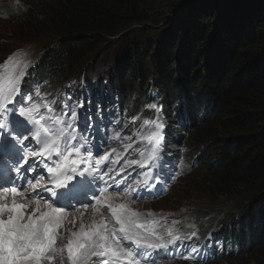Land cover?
<instances>
[{
	"label": "trees",
	"instance_id": "trees-1",
	"mask_svg": "<svg viewBox=\"0 0 264 264\" xmlns=\"http://www.w3.org/2000/svg\"><path fill=\"white\" fill-rule=\"evenodd\" d=\"M24 3L29 8L23 13L29 14L21 15L26 27L20 30L38 36L53 31L59 37L43 60V68L52 78L67 67L72 71L75 60L109 43L106 37L125 31L127 43L116 45L114 51L123 71L119 61L116 68L123 77L143 65L158 74L163 72L160 81L172 79V97L191 94L182 87L213 96L210 117L192 133V139H199L207 149L205 189L232 196L240 214L247 201L243 215L260 225L263 237L260 246H247V252L264 257V0ZM130 26H135L138 36L127 32ZM6 50L7 46H0L2 53ZM217 135L220 137L215 139ZM232 135L240 137L227 139Z\"/></svg>",
	"mask_w": 264,
	"mask_h": 264
},
{
	"label": "snow or ice",
	"instance_id": "snow-or-ice-1",
	"mask_svg": "<svg viewBox=\"0 0 264 264\" xmlns=\"http://www.w3.org/2000/svg\"><path fill=\"white\" fill-rule=\"evenodd\" d=\"M11 60V56L6 58V62ZM19 66L20 61H16L8 71H0V156L9 161V176L0 179V264H52L58 256L63 264L65 249L70 264H91L93 258L96 264H145L153 253L167 252L169 246L197 236L195 231L190 237L182 236L178 230L160 225L156 220L142 222L141 213L125 202L116 203L121 193L109 192L105 177L113 170L109 163L118 162L110 159L117 150L105 152L99 159L92 158L94 149L99 156L101 145L108 137H103L101 143H92L84 135L90 124L85 117L83 127L80 125L77 109L83 108V103L69 97L57 112L51 99H45L34 90H22L23 73L18 75L16 71ZM164 128V122L157 116L141 122L135 136L127 137L132 143L125 145V150L133 148L136 137L143 149L137 146L141 159L127 161L125 158L126 165L141 168L149 165V170L143 173L147 179L133 190V200L141 198V188L148 190L153 198L157 184L164 190L162 166L155 173L151 167L160 158ZM123 139L120 133L112 136L113 141ZM102 167H107L108 172L99 175ZM123 171L125 169L121 168L120 172ZM29 173L36 175L29 177ZM41 174H46L48 179ZM150 181L156 183L149 187ZM101 182L105 185L103 188ZM120 183L113 179L111 186L119 188ZM87 192L92 193L95 203H84L80 199L81 194L87 199ZM123 193L129 194L127 186ZM73 201L80 205L75 207L79 217L84 215L81 207L86 210L91 206L93 216L99 214L100 220L88 227L81 221L79 230L71 232L67 244L58 247L59 230L70 214L67 210L74 207ZM102 210L110 216L106 217ZM113 218L118 227L109 226ZM75 220L76 217L73 226ZM191 251L198 249L193 246Z\"/></svg>",
	"mask_w": 264,
	"mask_h": 264
},
{
	"label": "rangeland",
	"instance_id": "rangeland-1",
	"mask_svg": "<svg viewBox=\"0 0 264 264\" xmlns=\"http://www.w3.org/2000/svg\"><path fill=\"white\" fill-rule=\"evenodd\" d=\"M10 11L11 8L9 7V5L4 4L3 6H0V41H2L3 44H7L10 50L9 52L5 53L6 58L10 56L15 57L17 55V58L27 59L33 53L32 51L37 52L41 46H48V39H54L53 35L49 32H47L45 36L41 37L38 36L39 33H31V30H20V26H23L21 24V15L16 18L10 19L9 23L4 22L7 18L10 17L5 16L8 13L11 14ZM28 14L29 13L23 15ZM28 19L32 20V18L29 17ZM126 30L128 33H132V37L138 36L135 26H130ZM25 33H31V36L25 37ZM116 37L117 36H110L109 39L111 41L109 43L104 46H99V48L94 50V52L89 54L86 58L83 57L79 58L77 61L75 60L76 64L74 65L73 69H75L76 72H78L80 68L84 69L86 75H89V77H93V75L94 77L99 76V80H103L104 78H106L105 74H107L108 72H112V70H116L117 53H114V51H116L115 46L118 44L120 45L121 43H127V40L129 38V36H122L119 39ZM139 40H141V36ZM19 46L20 48H18ZM120 78H123V75H121ZM146 121L147 117L141 116L134 122L137 124H141V122ZM194 151L195 149L192 148L189 152L193 153ZM189 171L193 172L194 170ZM200 178L201 177L198 173L182 177L178 181V183L171 188L169 194H167L164 198H161L154 202H145L140 204V212H156L161 214L169 213V215H171L172 217L173 222L183 220L185 216L189 217L194 213H208L211 209H216L222 213L230 215L231 211L235 208V206L231 203L233 202V200L227 201L220 198L219 196H215L214 194H209L206 197L203 193H207V190H204L203 188L198 186L197 183ZM194 194L196 198H191V196L193 197ZM120 202L129 204L127 200H119L118 203ZM28 211H31V208H29ZM71 232L72 231L63 233L57 240V246H63V241L65 242V244H67L68 239L71 238ZM190 245L192 247L194 246L193 244ZM263 260L264 257L254 256L253 259H248V257L245 260L233 258L232 260L228 261H204L201 264H260V262ZM64 261H67L66 264H70V262L67 260V256L65 257ZM52 264H61V257L58 256L52 262ZM158 264L193 263H190L187 260L183 259H176L174 262H161Z\"/></svg>",
	"mask_w": 264,
	"mask_h": 264
},
{
	"label": "bare ground",
	"instance_id": "bare-ground-1",
	"mask_svg": "<svg viewBox=\"0 0 264 264\" xmlns=\"http://www.w3.org/2000/svg\"><path fill=\"white\" fill-rule=\"evenodd\" d=\"M25 1H27V0H21V3H22V5H23V7L21 6V5H17V4H14V0H0V6H3L4 4H6V5H9V7L11 8V14L10 13H8L7 15H13V14H18V15H23L24 13V8H29V5L28 4H26V3H24ZM26 26H20V28H25ZM17 28V27H16ZM124 32L125 31H121V32H118V34L122 37L123 36V34H124ZM29 34H31V33H29ZM36 35V34H35ZM12 37V36H11ZM106 39H107V41L109 42V37H106ZM18 48H20V46L18 47ZM21 48H23V47H21ZM115 53V52H114ZM119 63V66L121 67V69H122V71H123V67H122V65H120V64H122L120 61L118 62ZM71 69V67H67L66 69H65V73H67L69 70ZM139 69L140 70H136V71H133L134 73H132L129 77H132L135 81H137V83H135V82H133L129 77L128 78H125V77H123V79L122 78H119V79H117V81H116V84H119L120 82H123V86L124 85H131V86H133V87H135V88H138V84L139 83H141V80L139 79V76H141L144 80H146V84L149 86V87H153V86H155L157 89H159L160 88V85H156L155 83H154V81H155V78L153 77V76H151L150 74H149V72L146 70V69H144L142 66L141 67H139ZM119 73V72H118ZM113 74H107V75H105V76H112ZM159 75L160 76H163L164 74H163V72H159ZM159 76V77H160ZM172 80V79H171ZM171 80H163V81H161V83H166V84H164L162 87H163V89H164V92H168V93H171V94H173L174 93V86H173V84H172V82H171ZM149 91H141V90H139V89H136V92L135 93H133V94H136V95H138V96H140V97H144V96H147V95H149ZM180 93V92H179ZM181 93H182V91H181ZM180 93V94H181ZM179 94V95H180ZM189 94L187 93V94H185V95H180V97H177V95H173L174 97H172V95L170 96V97H172L173 99L171 100L170 98H166L168 101V104H167V107L168 108H170L171 106H173V105H175L176 106V108H174V109H179V110H182L184 113L183 114H177V115H175L176 116V118H179V117H191L192 116V114L190 113L191 111H193V110H197L200 106H201V103H199L198 102V105H195V106H190V107H187V106H183V105H181V101H182V99L184 98V97H187ZM191 95V94H190ZM160 100H162V99H160ZM194 100V98H192V99H190V100H187L186 102H185V104L186 105H189V104H191L192 103V101ZM148 104H157V102H153V103H151V102H148ZM165 114H170V113H166L165 112ZM157 116H161V115H157ZM156 116V117H157ZM110 117H113V115L112 114H110ZM152 117L151 116H149V117H147V119H151ZM173 119V117L171 116V119L170 120H172ZM108 124H109V121L107 120L106 121ZM191 130H192V132L194 133V128L192 127L191 128ZM173 134H177V132L176 131H173L172 132ZM170 135V134H169ZM220 136L219 135H217L216 137H215V139H218ZM240 136H238V135H232V136H229V137H227V139H229V138H232L233 140H237V138H239ZM198 138V137H197ZM197 144L198 143H193V145L194 146H197ZM199 146V145H198ZM94 156V155H93ZM154 173V172H153ZM188 175H190V174H188ZM188 175H186V176H188ZM191 175H192V173H191ZM196 181V180H195ZM194 181V182H195ZM125 185L127 186L128 184H126L125 183ZM124 186V185H123ZM163 187V191H162V193L160 194L163 198L167 195V194H169V192H170V190H171V188L173 187V185H169V186H165V185H163L162 186ZM123 189H125V187H123ZM161 189V185H159V188H157V190H160ZM191 198H196V196H195V194L193 195V197L191 196ZM231 199H228L227 201H230ZM262 216H260V217H258V218H261ZM74 219V218H73ZM73 219H71L70 221H73ZM77 221V220H76ZM75 226H73L72 227V231H78L79 230V228H80V226H81V222H75ZM83 224L86 226V227H88V225L86 224V223H84L83 222ZM264 236V235H263Z\"/></svg>",
	"mask_w": 264,
	"mask_h": 264
},
{
	"label": "clouds",
	"instance_id": "clouds-1",
	"mask_svg": "<svg viewBox=\"0 0 264 264\" xmlns=\"http://www.w3.org/2000/svg\"><path fill=\"white\" fill-rule=\"evenodd\" d=\"M14 4H20L23 7L21 0H14ZM24 10L26 11L27 9L24 8Z\"/></svg>",
	"mask_w": 264,
	"mask_h": 264
}]
</instances>
